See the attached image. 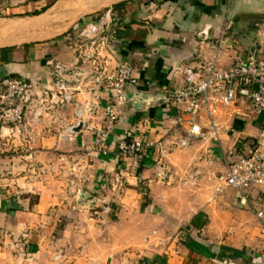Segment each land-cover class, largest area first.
I'll return each mask as SVG.
<instances>
[{
	"label": "crops",
	"instance_id": "1",
	"mask_svg": "<svg viewBox=\"0 0 264 264\" xmlns=\"http://www.w3.org/2000/svg\"><path fill=\"white\" fill-rule=\"evenodd\" d=\"M93 2L0 0V26L14 25L0 32V80L32 83L40 96L50 90L49 62L89 68L95 63L106 72L126 63L136 72L138 91L157 95L181 87L178 72L209 61L220 40L221 68L238 58L264 60V0H117L98 8ZM101 8L110 11L117 39L110 51L85 62L78 56L71 25L96 20L104 13H98ZM68 19L70 25L57 30ZM205 27L209 38L202 42L196 34ZM113 95L101 88L76 100L97 104L93 125L99 126L103 106ZM175 115L162 101L139 111L127 103L111 142L128 136L169 142L163 123ZM230 116L222 114L217 121L218 142L191 141L163 154L152 147L139 160L118 159L113 151L106 157L91 153L93 136L85 128L72 142L59 140L58 125H41L29 140L15 129H0L6 143L0 154V264H264V234L254 216L260 202L248 199L242 205L232 191L210 201L207 191L205 177L222 173L225 159L240 155L237 147L256 141L264 124L263 117L249 124L250 119ZM60 119L73 121L72 106ZM68 161L88 162L76 177L85 183L76 187L96 200L92 209L77 203L76 188L73 195L66 193L61 177L26 181L27 162L66 170ZM196 172L201 180L191 186ZM115 173L126 177L124 192L108 187ZM103 200L110 212L95 218ZM58 251L63 257L54 262Z\"/></svg>",
	"mask_w": 264,
	"mask_h": 264
},
{
	"label": "built area",
	"instance_id": "2",
	"mask_svg": "<svg viewBox=\"0 0 264 264\" xmlns=\"http://www.w3.org/2000/svg\"><path fill=\"white\" fill-rule=\"evenodd\" d=\"M70 30L75 35L78 56L85 62L94 59L100 51H110L117 39L109 10L96 20L77 21ZM196 37L206 42L209 28L205 27ZM220 45L221 40L209 61L178 72L182 77L181 87L163 92L165 97L162 102L176 110V115L167 116L163 123L169 142L154 144L132 136L111 142L115 125L127 104L123 93L127 85L138 84L134 68L126 63L116 64L112 71L106 72L102 67H96L95 63H92L95 67L89 68L49 62L50 90L40 96L35 93L36 88L32 83L14 78L0 80V129H15L29 140L28 137L36 134L41 125H58L59 140L72 142L75 130L81 126L93 136L91 153L106 157L113 151V155L122 160H139L152 147H158L159 153L163 154L176 146H187L191 141L218 142L221 128L217 121L222 114L230 113L244 119L264 118V60L253 56L238 58L230 67L221 68L218 66ZM101 88L111 89L114 95L103 106V123L94 126L97 104H79L76 99L82 93H100ZM98 98L96 95L93 100L97 101ZM68 106H72L73 121L66 124L60 116ZM47 116L51 118L49 122ZM5 151L6 143L0 137V154ZM68 165L66 170L52 166L45 169L27 162L26 181L31 183L46 175L63 176L66 178V193L73 195L77 189L76 183L83 185L84 180L75 177L80 170L79 161L68 162ZM200 180L201 176L196 172L190 178V185L195 186ZM205 181L211 195L210 201L227 191L238 195L242 205L248 204V199H257L260 206L254 211V216L264 234V125L256 141L244 144L242 153L234 160L225 159L222 173L211 174L205 177ZM107 183L115 192H122L127 186L126 177L120 173L113 174ZM146 188L144 184L143 196L146 195ZM78 192L79 189L76 194ZM100 208V212H93L95 218L100 213L110 212L104 200ZM62 257L63 251H58L53 261L58 262Z\"/></svg>",
	"mask_w": 264,
	"mask_h": 264
},
{
	"label": "water",
	"instance_id": "3",
	"mask_svg": "<svg viewBox=\"0 0 264 264\" xmlns=\"http://www.w3.org/2000/svg\"><path fill=\"white\" fill-rule=\"evenodd\" d=\"M123 97L127 103H131L132 109L134 111H139L142 109L143 105H149L150 103L154 102H160L164 100L165 94L160 93L157 95H147L142 94L138 91L137 86L133 85H127ZM81 129V126H78V128L75 130V132H78ZM96 200L91 196L88 195L85 191H80L77 197V203L80 206L88 205L89 207H92L95 205Z\"/></svg>",
	"mask_w": 264,
	"mask_h": 264
},
{
	"label": "rangeland",
	"instance_id": "4",
	"mask_svg": "<svg viewBox=\"0 0 264 264\" xmlns=\"http://www.w3.org/2000/svg\"><path fill=\"white\" fill-rule=\"evenodd\" d=\"M114 1H117V0H94V2H93V5H94V7L95 8H98V7H100V6H102V5H106V4H109V3H112V2H114ZM105 10H106V8H101L100 10H98V13H100V12H105ZM70 20L68 19V20H62L61 22H60V24H59V26H58V28H57V30H60V29H64V28H66V27H68L70 24ZM76 23V22H75ZM69 24V25H68ZM72 26V25H71ZM248 121V122H247ZM251 121H252V119H250V120H246V122L245 123H251ZM253 131V130H252ZM253 133H254V131H253ZM33 135V134H32ZM244 138L246 137V136H243ZM241 138L242 137H240V138H237V141H239V140H241ZM202 143H200V145H201ZM225 153H227V151L225 152ZM232 153H233V151H232ZM236 156H239L238 154L236 155V153H235V155H229V157H228V159L229 160H234L235 158H236ZM68 162H70V161H68ZM80 163V162H79ZM88 163V162H87ZM87 163H86V161H84V162H82V164L81 165H79V167H80V170L78 171L79 173H84L86 170H87ZM49 166H50V164H48ZM24 176H26V174H25V172H24ZM78 176V173H76L75 174V177H77ZM61 178H63V179H65L64 181H65V183H66V178H64L63 176L61 177ZM81 178V177H80ZM79 178V179H80ZM41 179V178H40ZM55 180H61V179H59V177H57V179H55ZM82 180H84V178H82ZM37 182H41V183H43V181L42 180H39V181H37ZM64 183V182H63ZM65 183H64V185H65ZM85 183V180L83 181V183L82 184H84ZM65 187V186H64ZM126 188H127V186H126ZM122 192H124V190L122 191ZM120 193V192H119ZM249 195V194H248ZM97 204H95L94 206H96ZM94 206H92L90 209H92ZM110 210V209H109ZM98 218V217H97Z\"/></svg>",
	"mask_w": 264,
	"mask_h": 264
},
{
	"label": "bare ground",
	"instance_id": "5",
	"mask_svg": "<svg viewBox=\"0 0 264 264\" xmlns=\"http://www.w3.org/2000/svg\"><path fill=\"white\" fill-rule=\"evenodd\" d=\"M14 28V25L13 24H7V25H4V24H2L1 26H0V32L2 31V33L3 32H5L6 30H12Z\"/></svg>",
	"mask_w": 264,
	"mask_h": 264
},
{
	"label": "trees",
	"instance_id": "6",
	"mask_svg": "<svg viewBox=\"0 0 264 264\" xmlns=\"http://www.w3.org/2000/svg\"><path fill=\"white\" fill-rule=\"evenodd\" d=\"M264 125V124H263ZM263 125H262V127H263ZM237 150L240 152L241 150H242V146H240V147H237ZM199 217H197V219H198ZM198 221V220H197ZM202 226V224H199V226Z\"/></svg>",
	"mask_w": 264,
	"mask_h": 264
}]
</instances>
